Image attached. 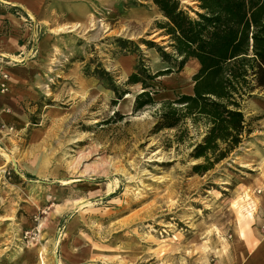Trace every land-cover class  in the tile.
<instances>
[{
	"label": "rangeland",
	"instance_id": "obj_1",
	"mask_svg": "<svg viewBox=\"0 0 264 264\" xmlns=\"http://www.w3.org/2000/svg\"><path fill=\"white\" fill-rule=\"evenodd\" d=\"M13 9L14 25L0 18V264H217L237 226L257 227L264 91L243 103L250 133L197 174L203 126L155 129L194 66L156 78L157 103L134 110L139 65L175 71L150 0H106L85 26L50 29Z\"/></svg>",
	"mask_w": 264,
	"mask_h": 264
},
{
	"label": "trees",
	"instance_id": "obj_2",
	"mask_svg": "<svg viewBox=\"0 0 264 264\" xmlns=\"http://www.w3.org/2000/svg\"><path fill=\"white\" fill-rule=\"evenodd\" d=\"M166 19L161 27L168 37L170 54L159 52L172 69L152 74L141 65L128 83H140L134 110L157 103L158 77L180 73L189 60L198 63L191 92L159 102L155 129L203 126L204 136L191 153L202 163L194 173L211 170L242 142L247 121L243 103L255 91H264V0H192L196 17L189 16L179 0H150ZM143 76V79H142ZM124 92L120 99L127 94Z\"/></svg>",
	"mask_w": 264,
	"mask_h": 264
},
{
	"label": "crops",
	"instance_id": "obj_3",
	"mask_svg": "<svg viewBox=\"0 0 264 264\" xmlns=\"http://www.w3.org/2000/svg\"><path fill=\"white\" fill-rule=\"evenodd\" d=\"M104 1L106 0H0V9L2 7L4 10H0V18L14 25L16 20L13 18L12 12L15 8L23 14V18L28 16L40 28H45L47 25L50 29L58 24H80L85 26L90 22L91 17L96 15L97 5ZM45 45L46 42L41 43L38 52L45 53ZM189 65L194 66L191 73V75H194L198 70V63L195 60H189L182 72ZM182 77L187 78V76ZM192 86L193 84L191 89ZM190 92L191 90L184 93L189 94ZM256 146L252 156L255 162H259L261 165L259 173L262 174L264 173V140L257 141ZM259 168L260 166L257 167V172ZM260 198L264 201V196H260ZM256 221L257 227L237 226L231 244L226 246V250L223 255H220L217 264H264V232L261 230V226H264L262 225L264 224V215H256Z\"/></svg>",
	"mask_w": 264,
	"mask_h": 264
},
{
	"label": "built area",
	"instance_id": "obj_4",
	"mask_svg": "<svg viewBox=\"0 0 264 264\" xmlns=\"http://www.w3.org/2000/svg\"><path fill=\"white\" fill-rule=\"evenodd\" d=\"M2 91H5V85H1Z\"/></svg>",
	"mask_w": 264,
	"mask_h": 264
}]
</instances>
